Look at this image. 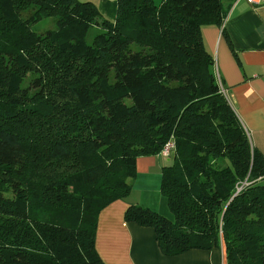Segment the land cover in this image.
Returning a JSON list of instances; mask_svg holds the SVG:
<instances>
[{
  "label": "trees",
  "instance_id": "16d2710c",
  "mask_svg": "<svg viewBox=\"0 0 264 264\" xmlns=\"http://www.w3.org/2000/svg\"><path fill=\"white\" fill-rule=\"evenodd\" d=\"M234 1L116 0L109 21L89 1L0 0V264H105L100 212L170 139L172 219L123 220L167 257L221 246L224 264H264V156L201 36Z\"/></svg>",
  "mask_w": 264,
  "mask_h": 264
},
{
  "label": "crops",
  "instance_id": "0c3cea01",
  "mask_svg": "<svg viewBox=\"0 0 264 264\" xmlns=\"http://www.w3.org/2000/svg\"><path fill=\"white\" fill-rule=\"evenodd\" d=\"M80 1L91 2L104 18L114 20L116 0ZM201 36L214 60L216 76L226 90L229 106L251 146L264 156V5L235 0L222 26L203 27ZM167 162L161 155L137 158L136 175L127 197L100 212L95 246L105 264H224L221 246L164 256L151 228L123 220L125 210L132 205L172 219L160 194V170Z\"/></svg>",
  "mask_w": 264,
  "mask_h": 264
},
{
  "label": "built area",
  "instance_id": "2783aa9c",
  "mask_svg": "<svg viewBox=\"0 0 264 264\" xmlns=\"http://www.w3.org/2000/svg\"><path fill=\"white\" fill-rule=\"evenodd\" d=\"M247 4L249 5H264V0H244ZM219 82V80H218ZM219 89H220V93H222L224 96L226 95V90L221 86V84H219ZM174 148V143L172 141V139H170L163 147L162 151H161V156L165 159L168 158L170 152L173 150Z\"/></svg>",
  "mask_w": 264,
  "mask_h": 264
},
{
  "label": "rangeland",
  "instance_id": "374dc122",
  "mask_svg": "<svg viewBox=\"0 0 264 264\" xmlns=\"http://www.w3.org/2000/svg\"><path fill=\"white\" fill-rule=\"evenodd\" d=\"M49 22H47V23H45L44 25H40L39 26V28H38V30L39 31H43L44 29H50L51 27H52V22L50 21V20H52V19H47ZM53 21V20H52ZM40 23H43V21L42 22H40ZM39 23V24H40ZM54 26V25H53ZM35 31H36V29H35V27L33 28ZM92 34V33H91ZM91 34H89V38L91 37ZM217 81H218V79H217ZM218 84H220L219 82H218ZM171 214H169V216H170Z\"/></svg>",
  "mask_w": 264,
  "mask_h": 264
}]
</instances>
